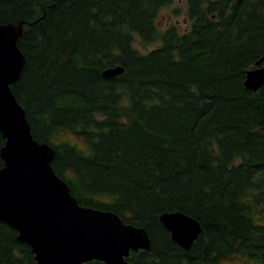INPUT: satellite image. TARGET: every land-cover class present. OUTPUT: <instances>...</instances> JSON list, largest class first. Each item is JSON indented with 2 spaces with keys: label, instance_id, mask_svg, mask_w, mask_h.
I'll list each match as a JSON object with an SVG mask.
<instances>
[{
  "label": "trees",
  "instance_id": "trees-1",
  "mask_svg": "<svg viewBox=\"0 0 264 264\" xmlns=\"http://www.w3.org/2000/svg\"><path fill=\"white\" fill-rule=\"evenodd\" d=\"M173 1L0 0V24L24 21L14 93L80 204L148 230L133 264H264V86L244 84L264 0H188L187 27L162 29ZM171 211L202 225L189 250L160 220ZM0 264H36L2 221Z\"/></svg>",
  "mask_w": 264,
  "mask_h": 264
},
{
  "label": "water",
  "instance_id": "water-1",
  "mask_svg": "<svg viewBox=\"0 0 264 264\" xmlns=\"http://www.w3.org/2000/svg\"><path fill=\"white\" fill-rule=\"evenodd\" d=\"M24 21L0 24V221L18 231L28 244L36 264H133L131 253L151 248L145 227L126 223L112 210L81 205L70 185L60 177L53 160L56 149L40 142L13 85L24 71L27 58L19 46ZM264 55L247 71L244 84L258 91L264 86ZM124 67L106 68L113 78ZM160 220L172 239L189 250L202 233L199 220L181 211L164 212Z\"/></svg>",
  "mask_w": 264,
  "mask_h": 264
},
{
  "label": "rangeland",
  "instance_id": "rangeland-1",
  "mask_svg": "<svg viewBox=\"0 0 264 264\" xmlns=\"http://www.w3.org/2000/svg\"><path fill=\"white\" fill-rule=\"evenodd\" d=\"M187 9L188 0H174L169 6L161 10L158 17L159 27L165 29L171 24L176 23L182 30L185 29L188 24ZM137 44L144 51L154 47V45L143 47L139 42Z\"/></svg>",
  "mask_w": 264,
  "mask_h": 264
}]
</instances>
